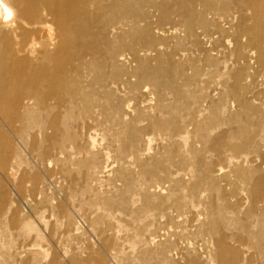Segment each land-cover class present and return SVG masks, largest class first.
<instances>
[{
    "label": "rangeland",
    "instance_id": "1",
    "mask_svg": "<svg viewBox=\"0 0 264 264\" xmlns=\"http://www.w3.org/2000/svg\"><path fill=\"white\" fill-rule=\"evenodd\" d=\"M124 1L128 4L132 2V0H124ZM203 1H205V3ZM203 1L202 0L201 1L200 0H146V2H144V5H142L138 10V12L143 13L142 18L139 21H136L134 23L135 26L138 25L135 27L136 34L133 36V34L130 33V37L125 38L123 51L128 53V55L126 57L127 60L119 62V64L111 63V62H108L106 64V66H107L106 69L108 71H112L111 73H112L113 77H114V75L119 77V75L122 74V75H120V78H117V79L114 78V81L112 84H115V85L111 86L112 88L110 87L111 89H115V87H116V89L114 91H116L118 89L119 85L122 83L120 81V79H122V78H123L122 81L123 82H124V80H125V82L128 81L127 83L129 85L130 84H136V82H137V84H139L140 93L138 92L137 94H130L128 96L130 98L125 97V99L127 98L126 100H128L130 102L129 103V105L131 104L130 109L132 108L133 111L131 109L128 112V116L126 119L127 121L122 123L124 126L121 124L122 127L120 125V127L117 128L118 133L116 135L117 136L116 139H117V142L121 143V144L117 143L114 145V147H116L117 149L120 148V149L128 150L129 143L132 141H136L135 143H137V144L134 143V148H136V147H139V148H136L134 150L132 149V152H131L132 154L128 156L129 158L125 157L124 160L118 162V164H117V161L112 159L113 158L112 154L114 153V151H111L110 148H107L104 145V143L106 144L108 142L107 139L105 140L104 137L106 134L109 133V128L106 129V127H109V125L104 120L102 121V119H101V120H98L96 122L94 119H92V117H90L89 113H78V112L74 111L73 112V115H74L73 119L66 123V125H65L66 127L76 128V130H78V132H80L82 134V136H83L82 140H88V141H90L91 144L94 141H96L95 151L96 152L98 151V153L100 154V159H103L104 163H105L104 164L105 169L102 168L101 173L99 174L101 177L104 178V182H102L103 185L99 184V183H97V184L93 183L92 181H85L82 178V174L85 173V168L83 167L84 166L83 164H85L87 159L90 158L89 155H87L86 157L77 156L74 158L72 163H65V162L60 163V162H55L54 160H52L51 162L50 161L41 162L42 159L39 156V154L42 153L44 145L40 141H41V139H44L46 135L51 133L52 123H51L49 117H47L46 119H42L45 117H41L38 120L42 123V124L41 123L40 124L43 128L41 130H35L33 132V134L36 136L35 137L36 141H34L33 137H29L28 141H25V142L22 141L21 139L18 140L19 137L12 131L11 127L9 125H7V123H5L0 118V264H114V262H117L114 259H112V261L114 260L113 263L111 260H109V259H111V257L109 256L110 245L104 246L100 240H99L100 242H98V239H96L97 236H96L95 232L93 230H91V227L89 226V224L87 223V220H86V218L89 216V210L90 209L88 210L87 209L88 206H84L83 204L86 201H88V199L90 200L94 197L105 195V193L108 194L110 191H111V193L108 194L109 197L111 194L112 195L111 198L117 200L118 197L116 196V194H117L116 193L117 192L116 186L117 187L120 186V182H122V180H123V179L120 180V178H121L120 174H125L128 171L130 172V170H131V173L138 174V172H140L139 171V167H140L139 165L144 164L145 163L144 160L146 161L145 164L152 165L153 162L155 163L157 161V159H159L160 157L165 158L166 156L163 152L164 151V149H163L164 143L166 146H169V148L170 147L173 148L172 149L173 152L177 151L176 145L172 144L171 142H163L164 139L166 137H168L170 132L169 133H168V131L166 133L160 132V134H159V131H156V130L153 131L152 129H150L152 124L156 123V121H157L155 119V117L159 118L158 119L159 121H157V123L159 122V124H161L165 120V118H166V121H164V122H167V117H166L167 116V108L169 107V106H167V104L171 105L172 101L174 102V103L172 102V107H174V108H180V107L182 108L183 105L185 106V108H186V106H188L186 109L183 107L185 112H187L186 115L187 114L190 115V113H191V115L193 116V118H192V116L190 115L192 118L191 120L193 122H191L189 115L186 117L187 120L185 121V124H188V125H189V123L191 124V125H189V127H188V125L186 127V129L190 130V132L188 130H186L188 133H191L190 136H189V134L187 135L188 137H183L182 135H179V134H177V136H176L177 137L176 139H178V140L181 139L180 141H181V143H183V145H181V143H180V145L182 147L181 150L184 149L187 151L191 145H192L191 147H193L195 145L194 146V148L196 147L195 149H198V148L203 149L200 151L201 156H203V158H205V159L210 160L212 163H211L210 169H209V167L203 168L202 166H200V168H198L199 167V166H197L198 163L194 162L195 167L198 168V171L195 170L196 172L194 171V173H196L197 175L199 174V176H201V179L204 180V182L201 185V195H200V196H202V199L204 198V200L197 201V204H195L193 206V208H191V212H189L187 214H185V213L182 214V213L178 212V210L175 208H166V209L162 208V211L160 208L153 216L152 215L148 216V217L151 216L152 220L156 221L155 224L152 221L153 226L151 224L149 229H151L152 232L155 231L153 233L155 236L158 235L156 238L157 241L159 240V242H163V240H164V242L165 241L167 242V240H168V246L166 248V253L168 254V260L167 261L169 263L167 261L157 263L158 260H157L155 252L150 253V255H147V258L150 257L147 260V262L150 261L151 264H156V263L157 264H238L239 263V257L234 256V251L237 249H241L242 245L245 246V243H244L245 233L244 232L248 227H250V226L254 227V224H255L253 218H248V216H246V210L248 208L250 210H252V208H255L257 205L258 206H264V197H262L263 196L262 193H264V183H263L264 182V161H263L264 148L261 149V151H259V156H254L255 154L253 152L252 153L249 152L248 155H247V153L243 154V156L245 157L246 163L249 164L248 168L251 170V172H254V173H252V181H250L248 187H251L250 190L255 188V192H253V190H252V192H250V194L248 193V195H247L246 194L247 192L244 191L245 192L244 193L242 190V191H238L239 193H237V194L231 193L228 195L227 193L230 192V189H229L230 186H228V185H230V183L232 182L230 180L234 179L233 174H231V172L229 170H222V171H224V174L227 173L226 175L229 177L226 176L227 178L224 179L225 178L224 176H221V177H217V176L219 175V173L222 172L221 171V165H222V162L224 160L229 159V160H232V162H235V160H236L234 157L236 150L234 149V147L231 144H229V146H228L227 143H231V141H232V143L238 142L241 140L240 138L244 139L246 134H245V132L244 133L242 132L243 131L242 128L243 127L247 128L248 124H250L248 129H251L254 126V123H251L250 121H249L250 123H248V121H247L248 119L244 118V116L242 114L240 115L241 111L239 109H237L239 107L237 105L238 101H237V104H236V102L234 103V101H236V100H234L235 99L234 95L237 96V94L239 95L240 92H243V90L241 91L240 89L242 86L245 85L246 97H248L250 102L253 100L254 103L257 104L259 102L261 104L264 101V90H263V88L257 87L254 84L253 80L251 82L252 84H247V85H250L249 89H248V86L246 85V83H242V85H240L239 87H234L233 82L231 80V77H233L237 73L244 74L246 72H250V73L256 75V74L260 73L261 70L263 69L262 66H260L254 62V60H255L254 56H255V52H256L255 47H252V45L250 43H248V41H246L244 39L241 40L240 35L244 32H247V33H250L251 35L259 34L261 36V38L264 39V12L262 10L264 4L263 3H249L248 5H246V7H242L239 4H236L230 0H228V1L225 0L226 1L225 3L228 5V6H226L227 10L225 9L224 12H222V11L219 12L218 9L217 10L214 9L211 11L210 9H206L204 6L200 7L201 5H206L207 3H209V5H208V8H209L212 0H203ZM187 8L188 9H190V8L195 9L196 13L194 12V10L192 11V13L188 12ZM198 11H199V14H198ZM204 11H206L207 13ZM214 11L216 12V13H214L215 15L213 14ZM193 12H194V14H193ZM183 13H185V14H183ZM197 14H198V16H197ZM184 15H186V16H184ZM222 15L224 17H222ZM204 16H207V17L204 18ZM187 17H189V23L188 24H186ZM202 19L204 20V22ZM182 21H183V24H180V23H182ZM200 21H202L201 24H200ZM253 21H254V23H253ZM138 27H140V28H138ZM180 27H182V28H180ZM136 28H137V30H136ZM155 28L157 30V33L155 31ZM232 29H233V31H231ZM139 30H141V31H139ZM142 32H144V33L142 34ZM137 33H139V35ZM145 34H146V36H145ZM131 36H133L134 38ZM179 37H181V38H179ZM131 38H133V39H131ZM129 40H131V41H129ZM192 45H193V47H192ZM133 48L137 49V51H135V53L131 52ZM250 52L253 53V58L249 57ZM199 55H201V56H199ZM206 55H208V56H206ZM147 57H148V60H147ZM195 58H197V59H195ZM133 59L136 60L137 63H135ZM139 60H142L143 62L147 63V65L146 64L145 65L148 68L146 66L142 67L146 70V74H147V72H149L148 73L149 75H147V76H149V77L155 76L154 77L155 79L157 78V80L158 79L161 80L162 82H164V84L166 83L165 85H168V84L171 85V83L176 84L178 82L176 84V86L179 85L180 88H182V89H180L178 87V89H180V91L182 90L181 96H183V98H184V95L186 96L188 94L187 97H185L184 99L181 96L179 97L180 98L179 101L182 103L176 102L178 99H176V98L173 99L174 97H172V99L169 98L168 100L167 99L161 100L160 99L161 98L160 97V87L156 88L154 86L155 89H157V91L154 89V87L152 89L153 85L143 88L144 84L141 83L140 80L138 81L137 76L135 77L133 75V71H131L132 69L134 70V69H137L139 67V65H140V64H138ZM223 60H225L226 64L225 63L222 64ZM211 61L214 62L215 64L211 63ZM130 62L132 63V65ZM127 63H129V64H127ZM217 63H218V65H217ZM157 64H159L160 67ZM187 64L190 66H188ZM199 64H201V66H199ZM161 65H164V67ZM110 66H111V68H110ZM222 66H224V67H222ZM157 67L165 68V69H161V70L159 69V70L154 71V69H158ZM245 68L247 70H245ZM248 68H249V70H248ZM126 69H128V71ZM144 69H141V70H143L142 76L143 75L145 76V72H144L145 70ZM149 69H150V71H149ZM210 69H212V72L210 71ZM115 70L117 72L119 71L120 73L118 72L119 74L116 75L117 72ZM124 70H126L127 72H125ZM162 70H164L165 72ZM166 70H167V73H166ZM122 71H124V73H122ZM130 71H131V75H128L127 73H130ZM152 71H154V72H152ZM156 71H158V72H156ZM218 71H220V72L222 71L225 73L224 74H218L219 73ZM197 72H199V73H197ZM213 72H215V74ZM151 73H153V74L155 73L158 75H152ZM162 73H166L167 76L165 74H162ZM196 73L198 74V76L195 75ZM212 73L216 76V77H214L215 80H214L213 76L212 77L210 76V75H213ZM150 74H151V76H150ZM168 74H169V76H168ZM199 74L201 77L204 78V80L201 78L203 81H201V79H199L200 78ZM123 75L125 76V78ZM163 75H165L166 82H165V79H163ZM176 75H178V76H176ZM194 75H195V77H194ZM222 75H223V78L221 77ZM224 75H226V76H224ZM181 76H183V77H181ZM207 76H209V77H207ZM217 76H219L221 79ZM197 77H199V78H197ZM184 78H186L187 80L189 78L190 79L192 78L191 81L192 80L195 81V79L199 80V81H197V82L192 81V83H190L189 82L190 79L187 82V80ZM218 78L221 81H223V80L225 81V79H228L227 86L231 92H230V94L229 93L227 94V98L228 97H230V98L234 97V98H233V101H231L232 98L231 99L228 98L231 101V103L227 106L228 110L221 113L220 116L223 115V117H221L220 119H218V117H220V116H216L217 117V120H216L215 116H209L208 115L209 114L208 108L212 105L211 103H214L217 100L216 99L217 98L216 92L218 91L217 88H219L220 85L224 82V81L223 82L219 81ZM167 79L169 82H167ZM173 79H174V81H173ZM183 79L189 85L186 84V82ZM117 80H118V82H117ZM130 80H131V82H130ZM175 80H176V82H175ZM181 80L183 81V83ZM202 82H206L204 84L207 87L204 84H201ZM194 83H197L196 84L197 86ZM247 83H248V81H247ZM129 85L127 86V88H129ZM190 85H191V87H189ZM198 85L200 86V88ZM251 85H252V87H251ZM254 85H255V87L253 88ZM202 86H203V88H202ZM246 86H247V88H246ZM187 87H188V90H187ZM151 89H152V91H151ZM204 89H205V91H204ZM212 89H213V91H212ZM184 90L186 91V94H185ZM195 90H196V92L194 93L193 96H195L194 97L195 100L197 99L196 101L199 102L197 104L195 103V100L193 101V98L191 100V97H193L191 95L193 94V92ZM111 91H113V90H111ZM232 91H234V93ZM157 92H159V94ZM183 92H184V94H183ZM249 92L251 93V95H249L250 94ZM231 93H233V94H231ZM202 94H204V95L207 94L206 96H208L206 98V102H204V103L202 102L203 98H201L202 96H204ZM211 94L212 95L215 94L214 95L215 97L213 98L211 96ZM140 95L143 97L140 98ZM196 96H198V97H196ZM209 96H211V97H209ZM156 97H159V98H156ZM189 97H190V99H189ZM103 98L104 97H101V102L105 101V103L104 102H102V103H104L105 106H109L110 105L109 100L105 99V98H104L105 100H103ZM198 98H200L201 101ZM208 98H211V100H209ZM121 100H124V99H121ZM156 100L157 101L159 100V101L157 102ZM143 101H146V102L143 103ZM150 101H151V104H149ZM192 101L195 103V104L193 103L195 105V107L191 103ZM147 102H149V103L147 104ZM185 102H187V103H185ZM143 104H144V106H143ZM155 104H158L157 107ZM160 104H161V106L163 105V107H160ZM181 104H183V105H181ZM190 104H192V106ZM256 104H254V105H256ZM137 105H140V107H138ZM198 105L199 106L202 105L203 108H202V106L199 108ZM257 105H259V104H257ZM164 106H165V108H164ZM145 107H147V108H145ZM159 107H160V109H159ZM153 109H155V110H153ZM193 109H195L197 111L202 109V111H200V113H198L196 111L199 114L198 117L203 118V120L205 118L207 119L209 117H210V119H208V120L205 119L203 121L200 118L201 123L198 122L199 125H197V122H195V119H194V115H196L197 113L194 112ZM158 110L160 112H158ZM188 110H190V112ZM148 111L150 113H148ZM236 111H238V112L236 113ZM46 112L47 111L45 109L44 110L42 109L41 115H44ZM151 112H152V114H151ZM137 113H139V114H137ZM133 114L135 115V117ZM238 114H239V116H241V118L238 116ZM235 115H237L238 117ZM142 117H144V118H142ZM234 117H236L238 119H236L237 122L234 120V123H233L232 120L235 119ZM138 118H141L143 121H141V119L139 120ZM195 118H197V117H195ZM129 119H131V120L129 121ZM162 119H164V120L162 121ZM244 119H245V122H247V123L244 122ZM154 120H155V122H154ZM224 120L226 122L230 120L228 122L229 124L225 123ZM152 121L154 123H152ZM217 121L219 122V125H221V126L217 125L218 124ZM241 121H243L244 123ZM133 122H134V124H133ZM150 122H151V124H150L151 126L149 125ZM213 122H214L215 127H214V125L212 126ZM240 122H241V124H240ZM127 123H128V125H129V123H131L132 126H135L136 124L137 125L135 127H133V131H132V126H128ZM206 123H210V124H207L208 125L207 126V125H205ZM94 124H96V125H94ZM194 124H196L198 126V127L196 126V128H198V129L201 128V129L196 130ZM224 124H226V125H224ZM204 125H205V128H203ZM168 126H169L168 129L169 130L171 129L170 131H172L173 130L172 128L174 125L172 126V124H171ZM130 127H131V129H128ZM144 127L145 128L147 127V129L145 130ZM211 127H212V129H211ZM138 128H143V129L141 130ZM134 129H136V130H134ZM137 129L141 130L142 132L141 131L139 132ZM206 129H208V130H206ZM217 129H219V130H217ZM130 130L132 132H130ZM203 130H204V132H202ZM238 130H239V132H238ZM152 131L155 133H157V132L158 133L157 134L154 133L155 134L154 135V134H152L153 133ZM233 131H234V134L232 135ZM120 132H122L123 134ZM143 132H146V133H143ZM195 132H196V134H194ZM126 133H128V134L132 133V136H131V134L128 135ZM198 133H200L199 134L200 136L204 137L203 138L204 140L200 136H198ZM205 133H206V135H204ZM124 134L127 135V138L125 137L126 135H124ZM209 134L211 135V137ZM122 136H124L125 139ZM137 136H139V137L136 138ZM230 136H231V138L233 136L234 137L232 139H230ZM189 137H190V139H189ZM197 137L200 140L202 139V141L199 142L200 140ZM135 138H136V140H135ZM139 138H141V139H139ZM205 138H207V139L205 140ZM234 138H235V140H234ZM126 139H128V140H126ZM192 140H193V142H191L192 144L189 143V141H192ZM139 141H141V142H139ZM204 141H206V142H204ZM21 142L22 143L24 142L23 143L24 145L21 144ZM34 142H39L38 144H40V145L35 146ZM185 142H186V145H185L186 147L184 146ZM146 143H147V146H146ZM201 144H203L204 146ZM225 144L227 146L226 148H225ZM99 145H103V148L99 147ZM187 145H189V147H187ZM142 146H143V151L141 150ZM37 147H38V149H37ZM116 148H114V149H116ZM228 148H229V150L230 149L231 150L229 151ZM138 149L141 150V151L139 150L140 153H139ZM209 149H210V152L208 151ZM39 150H40V152H39ZM213 150H214V152H211ZM225 152L228 154H226ZM133 153H135V154L133 155ZM153 153L154 154L156 153V154L153 155ZM165 153L168 154L166 151H165ZM139 154H140V156H139ZM210 154H212V155H210ZM232 155L234 157L233 159H231ZM246 155H247V157H246ZM137 156H139V157H137ZM151 156H152V158H151ZM174 156H175V154H174ZM126 158H128V159H126ZM150 158L152 160H150ZM176 158L177 157L175 156V159ZM135 160L137 162H135ZM138 161H140V162H138ZM125 163H127V164H125ZM129 163H130V165H129ZM138 163H139V165H138ZM120 167L122 169H120ZM135 167H136V169L134 170ZM172 170H175V168L173 167ZM123 171H125V172H123ZM226 171H228V172H226ZM222 174H223V172H222ZM231 175H232V177H231ZM216 178H217V180H216ZM221 178L224 179V181ZM220 180H221V182H219ZM234 180L236 181V179H234ZM144 181H145L146 185L147 184H153V183H151L152 181H151L150 177H148V175L144 178ZM227 181H229L230 183ZM145 183L142 184L143 188L147 187V186H145ZM238 183H239V181H238ZM216 185H220L221 188L224 190V192L227 194V196L225 198H222L224 204H227V207H228V211L226 214H227V216L230 217L229 220H231L233 222L235 221L236 224L234 225V227L232 226V228L230 226L229 229H224V228H222L223 226L220 225V222L217 221V219L214 221L211 219H210V221L207 220L208 225H209L208 230L209 231L214 230V232L212 233L213 234L212 237L208 234V236L206 235V237H208V238H206L205 233L198 231L193 225L196 224L197 222L200 224V222L206 221V219H204L202 213L206 212L205 210L208 209L207 207L211 206L212 204H215V201H216L215 195L216 194H215V191L212 190V188ZM112 188H113V190H112ZM113 191H115V192L113 193ZM206 191H207V194L208 193H210V194L204 195V193L206 194ZM82 192H83V194H82ZM202 193H203V195H202ZM114 194H115V196H113ZM247 198L249 199V201ZM210 199H211V201H210ZM130 200H131L133 205H136L138 202L136 195H131ZM205 202H206V204H205ZM203 203H204V205H203ZM81 205H83V206L81 207ZM197 205H198V207H197ZM104 207H106V206H104ZM199 207H200V210H199ZM81 208H82V210H80ZM107 208H109V207H107ZM118 212L119 211L114 212L118 216L115 214L114 215L117 216V218H119L118 220H120V217H122L121 220L123 221V223H121V220H120V224L123 225L125 223L124 220L126 218L123 216V213L120 214V212L119 213ZM167 214L171 215V216H167ZM244 222H246V223H244ZM247 222H249V223H247ZM26 224L30 225L35 230H30V231L26 232V234H25L23 232L24 231L23 229H24V226ZM215 224H217V225H215ZM159 225H161V226H159ZM165 225H167V226H165ZM165 227H167V230H166L167 232L166 231L164 232V230L166 229ZM242 227H243V229H241ZM157 228H159V229H157ZM217 228L219 231L217 230ZM161 229H162V231L159 233V231ZM36 232H38V234H40L38 237L39 240L35 236ZM24 234H25V236H24ZM202 234H203V236H202ZM183 235H185V236H183ZM201 239H202V241H201ZM205 239L209 240V241L211 239V241L209 242V241H206ZM41 240H42V242H41ZM59 242H60V244H59L60 246L58 247ZM61 243H63V245ZM209 244L211 245L210 248H208ZM135 247H137V246H135ZM135 247L126 248V250L124 251L128 254H132L131 256L126 254L127 259H129V261L126 260V263L141 264V261L139 262V260H138L139 257L138 258L136 257V255H137L136 253H138V251L133 249ZM151 247H153V246L149 245L146 248L147 249L146 254L149 251L148 249H151ZM208 249H209V251H208ZM134 251H136V253ZM35 252L40 253V254L38 255ZM34 257H37V258L35 260H33ZM115 264H117V263H115Z\"/></svg>",
    "mask_w": 264,
    "mask_h": 264
},
{
    "label": "bare ground",
    "instance_id": "2",
    "mask_svg": "<svg viewBox=\"0 0 264 264\" xmlns=\"http://www.w3.org/2000/svg\"><path fill=\"white\" fill-rule=\"evenodd\" d=\"M230 1H232L236 4H239L242 7H246V5H248L249 3H263L264 4V0H230ZM144 2H146V0H132V2L129 4L126 3L124 0H0V118L5 123H7V125H9L11 127L12 131L19 137L18 140L21 139L24 142L28 141L29 137H33L34 141H36V139H35L36 136L33 134V132L35 130H41L43 128L41 126L42 123L38 120L41 117H45L42 119H46L47 117L50 118V121L52 123L51 133L46 135L45 138L41 139V141H40L44 145L42 153L41 154L38 153L42 159L41 162H47V161L51 162L52 160H54L55 162H60V163L61 162L72 163L74 158L77 156L86 157L87 155H89L90 158L87 159L86 163L85 164L82 163L84 165L83 167L85 168V173L82 174V178L85 181H92L93 183H96V184L97 183L102 184V182H104V178L101 177L99 174L101 173L102 168H104L105 163H104L103 159H100V154L98 153V151L97 152L95 151L96 141H94L91 144L90 141H88V140H82L83 136L80 132H78V130H76V128H73V127L69 128V127L65 126L68 121H71L73 119V116H74L73 112L74 111L78 112V113H89L90 117H92V119H94L96 122L98 120L102 119V121L104 120L109 125V127H106V129L109 128V133L106 134L104 137L105 140L107 139L108 142L106 144L104 143V145L107 148H110L111 151H114V153L112 154V157H113L112 159L117 161V164H118V162L123 161L125 157H128L129 155H131L132 149L134 150L136 148H139V147L134 148V143L136 141H132L129 143L128 150L120 149L118 147L120 149L119 150L116 147H114V145L118 143L117 139H116V137H117L116 135L118 133L117 128L120 127V125L122 123L127 121L126 119L128 116V112L132 109V108L130 109V106H131V104L129 105L130 102L128 100H126L127 98L125 99V97H128L130 94H137L138 92L140 93L139 84H137V82H136V84H130L129 85L127 83L128 81L126 80L127 82H125V80H124V82H123L122 81L123 78H122V79H120V81L122 83L119 85L118 89L116 91H114L116 89V87H115V89H111L112 88L111 86L115 85V84H112L114 81V78H116V79L120 78V75H122V74H120L119 77H117L115 75L113 77L112 73H111L112 71H108L106 69L107 68L106 64L108 62L119 64V62L127 60L126 57H127L128 53L123 51L125 38H129L130 33H132L133 36L136 34L135 27L138 25L135 26L134 23L136 21H139L142 18L143 13L138 12V10L142 5H144ZM203 2L205 3V1H203ZM225 2H226L225 0H212L209 8H208L209 3H207L206 5H201L200 7L204 6L206 9H210L211 11L214 9H216V10L218 9L219 12H221V11L224 12L225 9L227 10L226 6H228ZM193 10L195 12V9H193V8H190L187 11L192 13ZM262 10L264 12V6H263ZM194 12H193V14H194ZM204 12H206V11H204ZM185 13H183V14H185ZM214 13H216V12L214 11L213 14ZM198 14H199V11H198ZM198 14H197V16H198ZM184 16H186V15H184ZM205 17H207V16H204V18ZM222 17H224V16L222 15ZM201 22L202 21H200V24H201ZM203 22H204V20H203ZM188 23H189V17H187V21H186V24H188ZM253 23H254V21H253ZM180 24H183V21ZM138 28H140V27H138ZM180 28H182V27H180ZM136 30H137V28H136ZM141 30H139V31H141ZM155 31L157 33L156 28H155ZM231 31H233V29ZM143 33L144 32H142V34ZM246 33L247 32L242 33L240 35V39L241 40L244 39V40L248 41V43H250L252 45V47H255L256 52H255V56H254V58H255L254 62L256 64L262 66L263 69L261 70L260 73H258L256 75L252 74L250 72H246V71H245L246 73H244V74L237 73L236 75L231 77V80L233 82L234 87H239L240 85H242V83H246V85L252 84L251 82L253 80L254 84L257 87H261L264 90V39H262L259 34L251 35L250 33H247V34ZM137 34L139 35V33H137ZM133 36H131V37H133ZM145 36H146V34H145ZM133 38H131V39H133ZM179 38H181V37H179ZM129 41H131V40H129ZM192 47H193V45H192ZM135 51H137V49L133 48L131 52L135 53ZM251 52L249 53V57L253 58V53H251ZM199 56H201V55H199ZM206 56H208V55H206ZM195 59H197V58H195ZM142 60L138 61V64H140L139 67L137 69H134V70L132 69L131 71H133V75L135 77L137 76L138 81L140 80V82L144 84L143 88H145L147 86H152V85H153L152 89L154 86L156 88L160 87V97H161L160 99L161 100H164V99L168 100L169 98L172 99V97H174L173 99H175V98L178 99L176 102L182 103L179 101V99H180L179 97L181 96V92H182V90L180 91V89H182V88H180L179 85L176 86V84L178 82L176 84L171 83L172 86L168 83H167L168 85H165L166 83L164 84V82H162L161 80H159V79L157 80V78L155 79L154 78L155 76L154 77L147 76V75H149L148 74L149 72H147V74H146V70L144 68H142V67L146 66L147 63L143 62ZM147 60H148V57H147ZM134 62L137 63L136 60H134ZM211 63H214V62L211 61ZM223 63L226 64L225 60H223L222 64ZM127 64H129V63H127ZM131 65H132V63H131ZM157 65L159 66V64H157ZM217 65H218V63H217ZM161 66L164 67V65H161ZM188 66H190V65H188ZM199 66H201V64H199ZM159 67H157L158 69L153 68L154 71L159 70V69L160 70L165 69V68H159ZM222 67H224V66H222ZM110 68H111V66H110ZM141 69L145 70L144 71L145 76L144 75L142 76L143 70H141ZM126 70L128 71V69H126ZM126 70H124V71L127 72ZM245 70H247V69L245 68ZM248 70H249V68H248ZM124 71H122V73H124ZM131 71H130V73H127V74L131 75ZM149 71H150V69H149ZM154 71H152V72H154ZM162 71H164V70H162ZM210 71L212 72V69H210ZM118 72L116 73V75H118L120 73V72L119 73ZM156 72H158V71H156ZM199 72H197V73H199ZM218 72H217L218 74H224L225 73L222 71L221 72L218 71ZM166 73H167V70H166ZM166 73H162V74H165L167 76ZM197 73L195 75L198 76ZM213 73L215 74V72H213ZM151 74L152 75H158L155 73L154 74L151 73ZM151 74H150V76H151ZM214 74L210 75V76L211 77L213 76V78L216 77ZM165 75H163V79H165V82H166ZM195 75H194V77H195ZM168 76H169V74H168ZM176 76H178V75H176ZM199 76H200V74H199ZM219 76H217V77H219ZM224 76H226V75H224ZM181 77H183V76H181ZM207 77H209V76H207ZM221 77L223 78V75ZM124 78H125V76H124ZM197 78H199V77H197ZM201 78L204 80V78L200 76L199 79H201ZM174 79H173V81H174ZM184 79H186V78H184ZM191 79L189 80L190 83H192V81H193V80L191 81ZM202 79H201V81H203ZM220 79H219V81H221ZM118 80H117V82H118ZM188 80H187V82H188ZM214 80H215V78H214ZM195 81L197 82L199 80L195 79ZM195 81H193V82H195ZM223 81H221V82H223ZM247 81H248V83H247ZM130 82H131V80H130ZM167 82H169L168 79H167ZM175 82H176V80H175ZM187 82H186V84H188ZM182 83H183V81H182ZM204 83H206V82H202L201 84H204ZM227 83H228V79H225V81L220 85V87L217 88L218 91L217 92L215 91L216 95H217V98H216L217 100L215 99L216 101L214 103H211L212 105L209 108L207 107L208 111H209L208 115L209 116H215V118L217 120L216 116H220L222 112L228 110L227 106L231 103V101H233V98L235 97L234 100H236V101H234V103L236 102V104H237V101H238L237 105L239 107L237 109H239L241 111L240 115L242 114L244 116V118L248 119L247 120L248 123H250V122L254 123V126L251 129H248L250 124H248L247 128L246 127L242 128L243 129L242 132L243 133L245 132V134H246L244 139L240 138L241 140L238 142H235V143H232V141L230 140L231 143H227L228 146H229V144H231L234 147V149L236 150V153L234 152L235 153L234 157L236 159L235 162H232V160L228 159V160H224L222 162V165H221V171L222 170H229L231 172V174H233L234 179H236V181L233 179L235 182L233 180H230V181H232L231 183L229 181H227L230 183V185H228V186H230L229 187L230 192H228L227 194L228 195L231 193L237 194V193H239L238 191L243 190V192L244 191L247 192L246 194L248 195V193L250 194V192H252V190H253V192H255V188L250 190L251 187H248L250 181H252V173H254V172H251V170L248 168L249 164L246 163V160H245V157L243 156V154L247 153V155H248L249 152H251V153L253 152L255 154L254 156H259V151H261V149L264 148V101L261 104L258 102L257 104H259V105L254 103L253 100L250 102L248 97H246L245 85L242 86L240 89L241 91L243 90V92H240L239 95L237 94V96L234 95V97H231L232 100L230 101L229 99H231V98L228 97L229 98L228 99L227 94L228 93L230 94L231 91H230V89H228ZM194 84L196 85L197 83H194ZM128 85H129V88H127ZM255 85L253 86V88L255 87ZM203 86H202V88H203ZM247 86L249 89L250 85H247ZM247 86H246V88H247ZM155 87H154V89H155ZM178 87L180 89H178ZM189 87H191V85ZM251 87H252V85H251ZM109 88L113 91H111ZM199 88H200V86H199ZM152 89H151V91H152ZM155 90L157 91V89H155ZM187 90H188V87H187ZM204 91H205V89H204ZM212 91H213V89H212ZM184 92L186 94L185 90H184ZM184 92H183V94H184ZM195 92H196V90L193 92V94L191 96H193ZM232 92L234 93V91H232ZM157 93L159 94V92H157ZM233 93H231V94H233ZM187 95L186 96L184 95V98L187 97ZM202 95H204V94H202ZM206 95L207 94H205L204 96L201 97V98H203L202 99L203 103L206 102V98L208 97ZM214 95L211 94V96L213 98L215 97ZM249 95H251V93ZM211 96H209V97H211ZM101 97L108 99L110 105L105 106L104 105L105 101H102V102H104V103H102ZM141 97H143V96L140 95V98ZM181 97L183 98V96H181ZM190 97H189V99H190ZM194 97L195 96L191 97V100L193 98V101H194L195 100ZM196 97H198V96H196ZM104 98H103V100H105ZM128 98H130V97H128ZM156 98H159V97H156ZM121 99H124V100H121ZM198 99L200 100V98H198ZM208 99L211 100V98H208ZM196 100H195V103L196 104L199 103ZM193 101L191 102L192 104L194 103ZM144 102H146V101H143V103ZM172 102H171V105L167 104V106H169L167 108V116H166L167 122H164V121H166V118H165V120L162 119V121L164 120L163 121L164 123L161 121L162 123L160 122L161 124H159V122L157 123V121H159L158 120L159 118L155 117V119L157 120L156 123H154L155 122V120H154V122L152 121V123H154V124H152V126H151L150 125L151 122H150L149 125L151 126L150 129H152L153 131H155V130L159 131V134H160V132H162V133L163 132L166 133L167 131H168V133L170 132L169 135L167 134L168 137H166L163 142H171L172 144L176 145L177 151L173 152V150H172L173 148H171V147L169 148V146H166L164 143V145H163L164 151L163 152L166 156L165 158L160 157L159 159H157V161L155 163L153 162L152 165L145 164L146 163L145 160H144L145 163L142 165H139V163H138V165L140 166L139 167L140 172H138V174L131 173V170H130V172L128 171L125 174H120V176H121L120 180L121 179H123V180H122V182H120V186H118L119 188L116 186V188H117L116 196L118 197L117 200L111 198L112 197L111 194L109 197L108 194L111 193V191H110L108 194L105 193V195L97 196V197H94L90 200L88 199V201H86L83 204L84 206L89 207V208L87 207L88 210L90 209L89 210V216L86 218L87 223L91 227V230H93L95 232V234L97 236L96 239H98V242L101 241L104 246L110 245L109 256L111 257V259H109V260L112 261V259H114L115 261H117V262H114V264L115 263H117V264H131V263H126V260L129 261V259H127V257H126V254L130 255V256L132 254H128L124 251L126 250V248L135 247V246H137L138 248L135 247L133 249L138 251V253H136V251H134V252L137 254L136 257L137 258L139 257L138 260H139V262L141 261V264H151L150 261L147 262V260L150 258V257L147 258V255H150V253H153V252L156 253V257L158 260L157 263L167 261L168 260V254L166 253V248L168 246V240L167 239L169 237L166 239L167 242L166 241L164 242V240H163V242H159V240L157 241L156 238L158 235L155 236L153 234L155 231L152 232L151 229H149L153 220H152L151 216L150 217H148V216L149 215L153 216L160 208H161V211H162V208H165V209L166 208H175L178 210V212H180L182 214L183 213L187 214V213L191 212V208H193V206L195 204H197V201L204 200V198L202 199V196H200L201 195V185L204 182V180L201 179V176H199V174L197 175L196 173H194V171L195 170L198 171V168H200V166H202L203 168L209 167V169H210V165L212 162L208 159L203 158V156H201L200 151L203 149H199V148L195 149L196 147L194 148V146H195L194 144H193L194 145L193 147H191L192 145L189 147V145H190L189 143L193 142V140L189 141V143H188L189 145H187V147H189V149L187 151L184 149L181 150V148H182L181 145H183V143H181V141H180L181 139H179V140L176 139L177 138L176 136H177V134L182 135L183 137H188L187 136L188 134L190 136L191 133H188L186 131V130H188V129H186L188 124H185V121L187 120L186 117L189 114L186 115L187 112H185V110H184L185 106L183 104H181V105H183L184 108L183 107L181 108L180 106L179 107L181 109L180 108H174V107H172ZM148 103L149 102H147V104ZM185 103H187V102H185ZM253 103L256 105H254ZM149 104H151V101ZM192 104H190V105L192 106ZM155 105L157 107L158 104H155ZM137 106L140 107V105H137ZM143 106H144V104H143ZM201 106H199V108ZM160 107H163V105L161 106V104H160ZM160 107H159V109H160ZM187 107L188 106H186V108ZM194 107H195V105H194ZM145 108H147V107H145ZM164 108H165V106H164ZM202 108H203V106H202ZM42 109L43 110L45 109L47 111L44 115H41ZM153 110H155V109H153ZM193 110H194V112L197 111L195 109H193ZM132 111H133V109H132ZM188 111L190 112V110H188ZM200 111H202V109L198 110L197 112L200 113ZM158 112H160V111L158 110ZM237 112L238 111H236V113ZM148 113H150V112L148 111ZM198 113L196 115H194V119H195V122H197V125H199L198 122H200V118H201V117H198L199 116ZM137 114H139V113H137ZM151 114H152V112H151ZM190 115H191V113H190ZM190 115H189V117L191 120L193 118V116L191 115L192 116V118H191ZM235 116H237V115H235ZM238 116H239V114H238ZM134 117H135V115H134ZM195 117H197V118H195ZM221 117H223V115L218 117V119H220ZM239 117L241 118V116H239ZM142 118H144V117H142ZM234 118L235 119H233V120L231 119L233 121V123H234V120L236 121V119H238L236 117H234ZM138 119L140 120L141 118H138ZM201 119L203 120V118H201ZM208 119H210V117L207 118L206 120H208ZM130 120L131 119H129V121ZM141 121H143V120L141 119ZM229 121H227V122L225 121V123H228ZM191 122H193V121L191 120ZM241 122H243V121H241ZM241 122H240V124H241ZM244 122H245V119H244ZM245 123H247V122H245ZM130 124L131 123H129V125H128V123H127L128 126H132V124L131 125ZM133 124H134V122H133ZM167 124L168 125L172 124V126L174 125L172 128L173 129L172 131H170L171 129L170 130L168 129L169 126ZM207 124H210V123H206L205 125H207ZM94 125H96V124H94ZM122 125H121V127H122ZM189 125H191V124L189 123ZM189 125H188V127H189ZM194 125H195V129L197 130L198 129V128H196L197 125L196 124H194ZM205 125L203 128H205ZM213 125H214V122H213L212 126ZM217 125H219V122ZM224 125H226V124H224ZM135 126H132V131H133V127H135ZM219 126H221V125H219ZM214 127H215V125H214ZM128 129H131V127ZM138 129L142 130L143 128H138ZM146 129H147V127L145 128V130ZM199 129H201V128H199ZM211 129H212V127H211ZM134 130H136V129H134ZM141 130H138V131L140 132ZM206 130H208V129H206ZM217 130H219V129H217ZM239 130H238V132H239ZM132 131L130 130V132H132ZM188 131L190 132V130H188ZM196 132L194 134H196ZM202 132H204V130ZM120 133H122V132H120ZM143 133H146V132H143ZM154 133L155 132H153L152 134H154ZM157 133H155V134H157ZM200 133H198V136H200L199 135ZM126 134H128V133H126ZM126 134H124V135H126ZM129 134H131V136H132V133H129ZM233 134H234V131H233L232 135ZM204 135H206V133ZM122 137H124V136H122ZM125 137L127 138V135ZM125 137H124V139H125ZM138 137L139 136H137L136 138H138ZM200 137L202 139L204 138L203 136H200ZM210 137H211V135H210ZM136 138H135V140H136ZM207 138H205V140ZM232 138L230 136V139H232ZM128 139H126V140H128ZM139 139H141V138H139ZM189 139H190V137H189ZM202 139L201 140L199 139L200 140L199 142H201ZM234 140H235V138H234ZM139 142H141V141H139ZM186 142L184 143V146L186 145ZM204 142H206V141H204ZM23 143L21 142V144H23ZM38 143L39 142H34V145L35 146L40 145ZM180 143H181V145H180ZM118 144H121V143H118ZM135 144H137V143H135ZM201 145H203V144H201ZM146 146H147V143H146ZM99 147L103 148V145H99ZM226 147L227 146L225 144V148ZM114 148H116V149H114ZM37 149H38V147H37ZM139 150L140 149H138V151ZM141 150L143 151V146H142ZM228 150H229V148H228ZM140 151H139V153H140ZM165 151L168 154H166ZM208 151L210 152V149ZM39 152H40V150H39ZM211 152H214V150ZM134 154L135 153H133V155ZM155 154L153 153V155H155ZM174 154L177 157L176 159H175ZM226 154H228V153H226ZM210 155H212V154H210ZM247 155H246V157H247ZM139 156H140V154H139ZM139 156H137V157H139ZM234 157L232 155L231 159H233ZM128 158H126V159H128ZM151 158H152V156H151ZM151 158H150V160H152ZM136 160H135V162H137ZM263 161H264V156H263ZM138 162H140V161H138ZM194 162L198 163L197 164V166H199L198 168L195 167ZM125 164H127V163H125ZM129 165H130V163H129ZM121 167H120V169H122ZM173 167L175 168V170H172ZM135 169H136V167L134 168V170ZM123 172H125V171H123ZM222 172H223V174H222ZM222 172L219 173V175L217 177L224 176L225 177L224 179L229 177L226 175L227 174L226 172H228V171L225 172L226 174H224V171H222ZM147 175H148V177H150V179L152 181L151 183H153V184H147L146 185L144 178ZM231 177H232V175H231ZM224 179H222V180L224 181ZM216 180H217V178H216ZM238 181H239V183H238ZM219 182H221V180ZM143 183H145V186H147V187L143 188V186H142ZM113 188H112V190H113ZM212 190L215 191L216 201H215V204H212L211 206L207 207L208 209L205 210L206 211L205 213L204 212L202 213L203 217H204V219H206V221H202V222H200V224L197 222L196 224L193 225L198 231L205 233V237H206V235L208 236V234L211 237L213 236L212 233L214 232V230L213 231L208 230V226H209L208 221H210V219L213 221L217 219V221L220 222V225L223 226L222 228H224V229H229L230 226L232 228V226L234 227V225L236 224L235 221L233 222V221L229 220L230 217L227 216V214H226L228 211V207H227V204H224L222 198H225L227 196V194L224 192V190L221 188L220 185L214 186L212 188ZM114 192L115 191H113V193ZM82 194H83V192H82ZM208 194H210V193H208ZM208 194H207V191H206V194L204 193V195H208ZM131 195L137 196L138 202L136 205L132 204V202L130 200ZM202 195H203V193H202ZM262 195H263L262 197H264V193H262ZM113 196H115V194ZM210 201H211V199H210ZM248 201H249V199H248ZM205 204H206V202H205ZM83 205H81V207ZM203 205H204V203H203ZM104 206H106V207H104ZM107 207H109V208H107ZM197 207H198V205H197ZM80 210H82V208ZM199 210H200V207H199ZM116 211H119L120 214L123 213V216L126 218L124 220L125 223L123 225L120 224V220L122 217H120V220H118L119 219V218H117L118 215L116 213H114ZM114 214L117 216H115ZM167 216H171V215L167 214ZM246 216H248V218H253L255 224H254V227L250 226L245 230V232H244L245 233V237H244L245 238L244 239L245 240L244 241L245 246L242 245L241 249L235 250L234 256L239 257V263L238 264H264V206H258L257 205L255 208H252V210H250L248 208L246 210ZM153 222L155 224L156 221L154 220ZM121 223H123L122 220H121ZM244 223H246V222H244ZM247 223H249V222H247ZM215 225H217V224H215ZM152 226H153V224H152ZM159 226H161V225H159ZM165 226H167V225H165ZM165 228L166 229L164 230V232L167 230V227H165ZM157 229H159V228H157ZM162 229L159 231V233L162 231ZM241 229H243V227ZM23 230H24L23 232L26 234V232H28L30 230H35V229H33L30 225L26 224L24 226ZM217 230H218V228H217ZM25 234H24V236H25ZM39 235L40 234H38V232H36L35 236L37 239H38ZM183 236H185V235H183ZM202 236H203V234H202ZM206 238H208V237H206ZM201 241H202V239H201ZM206 241H209V240H206ZM210 241H211V239H210ZM41 242H42V240H41ZM59 244H60V242L58 243V247L60 246ZM61 244L63 245V243H61ZM210 244H209L208 248H210V246H211ZM149 245H152L153 247H151V249H148L149 251L146 254V252H147L146 248ZM208 251H209V249H208ZM36 254L39 255L40 253H36ZM36 258L37 257H34L33 260H35ZM113 261H112V263H113ZM132 264H134V263H132Z\"/></svg>",
    "mask_w": 264,
    "mask_h": 264
}]
</instances>
